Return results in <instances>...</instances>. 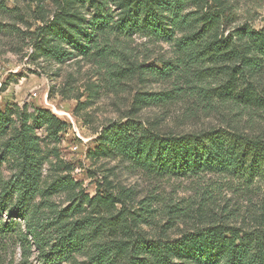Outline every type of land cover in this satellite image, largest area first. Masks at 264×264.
I'll return each instance as SVG.
<instances>
[{
  "label": "trees",
  "instance_id": "obj_1",
  "mask_svg": "<svg viewBox=\"0 0 264 264\" xmlns=\"http://www.w3.org/2000/svg\"><path fill=\"white\" fill-rule=\"evenodd\" d=\"M55 1L58 11L36 32L39 55L58 63L77 54L103 59L122 38L139 34L161 40L175 47L176 59L163 61L161 68L144 67L124 55L125 65H116L114 76L145 69L171 79L196 69L197 81L145 95L167 102L179 100L181 94L196 95V103L207 110L230 108L225 126L193 133H159L135 119L113 121L100 132L95 156L114 155L161 177L214 173L239 178L248 187L256 181L264 183V127L254 118L244 127L239 120L243 113L264 112V27L245 24L225 36L221 28L227 8L205 10L207 0ZM190 3L199 10L187 11ZM202 75L206 78L200 79ZM215 75L220 80L210 82ZM65 127L47 109H0V164L13 161L16 167L9 179L0 176V213L9 218L0 220V238L16 235L25 258L35 246L44 264L69 262L76 254L88 258L79 264H264V223L244 229L211 221L175 238L150 239L135 230V212L131 220L126 213L114 214L118 202L125 204L124 195L112 190L90 197L77 189L79 184L70 175H58L45 187L46 137L37 129L43 128L48 138L57 141ZM57 192L68 193L73 205L59 209L52 200ZM85 202L92 209L75 217ZM151 211L150 203L143 204L137 221H148ZM184 214L175 211L171 220ZM17 219L25 222V229Z\"/></svg>",
  "mask_w": 264,
  "mask_h": 264
},
{
  "label": "rangeland",
  "instance_id": "obj_2",
  "mask_svg": "<svg viewBox=\"0 0 264 264\" xmlns=\"http://www.w3.org/2000/svg\"><path fill=\"white\" fill-rule=\"evenodd\" d=\"M220 6L227 8L221 28L225 36L245 24L258 29L264 27V0H207L205 10ZM58 8L55 0H0V109L15 106H27L30 112L35 108L47 109L66 123L57 141L48 138L43 128L37 129L42 138L46 137L44 186L58 175H70L78 182L77 189L90 197L112 190L114 195H124L125 204L118 202L114 214L126 213L131 220L135 212V230L150 239L160 235L175 238L198 223L211 221H224L244 229L263 224L262 181L248 187L241 179L227 174L161 177L114 155H94L100 132L113 121L135 119L159 133H193L225 126L230 120V108L227 105L207 110L197 104L196 95L181 94L177 96L179 100L169 102L148 100L149 96L145 95L175 90L186 80L197 81L196 69L187 76L183 73L171 79L145 69L121 78L114 76V67L125 65L122 61L126 55L144 67L161 68L163 61L176 59L175 47L161 40L139 34L122 38L103 59L90 60L77 54L58 63L39 55L35 51L38 27L45 25V19H51ZM197 10L199 7L190 3L187 11ZM205 78L202 75L200 79ZM210 80L215 83L220 78L215 75ZM251 118L264 127V112L243 113L239 117L241 126L247 125ZM15 169L13 161L3 162L1 178L9 179ZM52 200L59 209L73 205L66 192L54 193ZM147 203L152 209L148 221L138 222L143 204ZM80 208L82 211L75 217L81 218L92 209L86 202ZM175 211L186 214L172 221ZM0 220L8 221V215L0 213ZM17 221L25 229V222ZM24 260L27 264H44L35 246L25 258L16 235L0 238V264H23ZM87 261L86 255L76 254L72 261L62 264Z\"/></svg>",
  "mask_w": 264,
  "mask_h": 264
}]
</instances>
